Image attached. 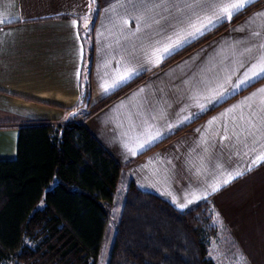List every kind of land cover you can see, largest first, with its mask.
<instances>
[{
  "label": "crops",
  "instance_id": "crops-1",
  "mask_svg": "<svg viewBox=\"0 0 264 264\" xmlns=\"http://www.w3.org/2000/svg\"><path fill=\"white\" fill-rule=\"evenodd\" d=\"M226 2L0 0V160L20 127L82 123L124 188L212 205L216 264H264V0L188 37Z\"/></svg>",
  "mask_w": 264,
  "mask_h": 264
},
{
  "label": "trees",
  "instance_id": "trees-1",
  "mask_svg": "<svg viewBox=\"0 0 264 264\" xmlns=\"http://www.w3.org/2000/svg\"><path fill=\"white\" fill-rule=\"evenodd\" d=\"M90 95L88 82L84 102ZM19 133L17 159L0 160V264H99L120 201L108 264H216L209 202L177 211L124 188L122 166L82 123H29Z\"/></svg>",
  "mask_w": 264,
  "mask_h": 264
},
{
  "label": "snow or ice",
  "instance_id": "snow-or-ice-1",
  "mask_svg": "<svg viewBox=\"0 0 264 264\" xmlns=\"http://www.w3.org/2000/svg\"><path fill=\"white\" fill-rule=\"evenodd\" d=\"M248 2H249V0H228V2H226L220 6L218 13H213V16L215 17V19L209 17V18H207L206 23L204 22V20H201V22H200L201 26H199V27L196 25H192V27L195 29V31L189 32L188 37L195 38L198 35H202L206 29L213 26L219 20H222V19L230 20L232 18V16L235 13L239 12L241 9H243ZM188 37H184V39L186 40ZM181 43H183V40H180L178 43L173 44L171 48L165 47L163 49V54L160 58H163V55H170L172 49L179 47ZM262 73H264V66H261L260 73H257V75H260ZM126 79H128V77H122L121 82H123ZM245 82L246 81H241L242 84ZM117 86H118V84L112 85L113 88H115ZM105 91H108V88H105ZM258 159L261 161H264V156H260ZM248 170L250 171L251 168ZM236 175L241 176V175H243V172H238ZM235 178H236L235 176L232 177V179H235ZM230 182H231V180H225L224 181L225 184L230 183ZM213 191L214 192L219 191V187L214 186Z\"/></svg>",
  "mask_w": 264,
  "mask_h": 264
},
{
  "label": "rangeland",
  "instance_id": "rangeland-1",
  "mask_svg": "<svg viewBox=\"0 0 264 264\" xmlns=\"http://www.w3.org/2000/svg\"><path fill=\"white\" fill-rule=\"evenodd\" d=\"M1 117H2V115H0V118ZM5 118H7V117H5ZM121 209H122V201H120V203H118V205L116 207H114V208L112 207V209L110 210L111 218H110V222L107 225L106 237L104 238V241L102 243V249H101L102 251H101V257L99 260V264H108L109 263V258H110V254L112 251L114 238H115L114 222L118 221L120 213H121Z\"/></svg>",
  "mask_w": 264,
  "mask_h": 264
}]
</instances>
